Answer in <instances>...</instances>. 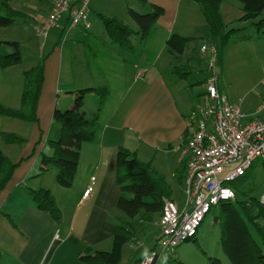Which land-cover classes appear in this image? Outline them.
Here are the masks:
<instances>
[{"label": "crops", "instance_id": "crops-1", "mask_svg": "<svg viewBox=\"0 0 264 264\" xmlns=\"http://www.w3.org/2000/svg\"><path fill=\"white\" fill-rule=\"evenodd\" d=\"M51 1L50 9L54 0ZM147 1L146 5L160 6L165 13L143 43L137 38L134 44L136 55L129 54L128 60L118 59L111 51V48L115 49L106 31L107 37L96 34V66L93 65L96 71L92 72L88 66L85 70L89 69L92 74L96 72L100 84L81 91L107 87L110 96L100 111L96 140L82 148L77 177L71 188L58 184L55 170L40 174L43 154H51L49 145L45 147V143L57 135L54 112L71 108L74 97L78 95L71 96V88L68 87L61 100L56 98L60 83L65 79V84H69L74 75L72 54L68 53L65 58L64 51H57L66 17L62 31L58 32L56 46L55 41L49 43L51 52L45 62V82L38 112L46 117L53 114L51 126L44 146L41 147L43 143L37 145L41 138L33 141L14 161L20 165L0 195V264H85L79 259L81 254L110 251L116 226L122 218L117 210L121 197L117 183L119 149L136 152L141 161L152 163L159 173L158 160L164 163L172 161L176 172L182 166L186 170V158L180 149L193 133L189 127L190 116L198 106H192L187 88L174 76L173 70L189 66L192 71L190 78L204 75L205 62L200 49L210 43V32L199 5L193 0ZM90 30L88 33L91 34ZM75 31V39L80 43L85 30ZM173 35L194 39L182 55L175 54L167 46ZM195 41L199 45L193 48L191 44ZM65 43H61L62 46H67ZM106 48L109 50L104 51ZM140 70L145 74L137 79ZM206 79H203L204 85ZM98 109L97 99L96 113ZM180 183L183 187V182ZM90 186L91 192L85 196ZM40 188L53 193L62 212L60 224L33 202L30 191ZM138 235L140 233L130 244L139 243ZM147 252L137 255L135 251L132 264ZM123 257L122 252V261Z\"/></svg>", "mask_w": 264, "mask_h": 264}, {"label": "trees", "instance_id": "trees-1", "mask_svg": "<svg viewBox=\"0 0 264 264\" xmlns=\"http://www.w3.org/2000/svg\"><path fill=\"white\" fill-rule=\"evenodd\" d=\"M139 1L144 6L148 4L147 0ZM193 1L199 5L205 17L210 32L209 41L216 47L218 64L221 65L223 49L240 29L229 30L225 25L221 12L223 0ZM239 1L243 3L244 13L240 21L252 22L258 31L262 30L264 28V0ZM13 13L16 14V12L9 11L4 16L0 15V27H8L14 23ZM128 13L136 23L137 30L132 29L117 17L101 15V19L111 44L121 47L129 54L136 55L137 50L132 38L139 37V41L143 43L154 25L164 15L165 10L151 4L147 13L143 14L131 8ZM88 32L89 30L82 34L80 42L86 43L90 40L91 34ZM193 40V38L173 35L168 40L167 46L175 54L182 55L188 43ZM46 59L24 72L21 109L13 110L0 105V115L29 122L39 121L38 106L45 82ZM21 62L22 55L18 49L11 53H0V69H8ZM173 74L183 80L188 79L192 71L189 66H179L174 68ZM92 91H95L98 98L97 113L89 114L85 111V97L82 94L75 97L71 108L56 109L54 112L53 120L58 127L57 135L48 141L51 154H43L40 174L55 170L57 182L64 188L74 186L82 148L84 144L96 140L100 127V111L110 96V90L107 87L95 88ZM2 138L5 143L11 145L24 142L12 133H3ZM40 143L41 140L37 145ZM19 165L20 163L12 162L0 149V195L7 188ZM253 170L254 167L238 181L232 183L231 187L236 191L234 201L221 203L213 209L215 210L214 223L218 224L221 230L222 250L230 264H264V203L261 202L263 194L260 195L255 186L244 188L245 184L252 181ZM184 172L182 166L177 172L179 182L184 181ZM117 183L121 188L117 210L123 213L129 222L118 223L116 226L110 251L81 254L79 259L85 264H121L123 248L136 239L138 224L154 223L156 217L162 215L164 200L172 197L165 177L153 167L152 163L141 161L136 152L126 148L119 149L117 154ZM30 195L38 209L48 213L56 223L60 224L62 212L50 190L44 188L31 190ZM191 241H194V238L187 242ZM141 258L137 259L135 264H138ZM211 264H222V262L213 259Z\"/></svg>", "mask_w": 264, "mask_h": 264}, {"label": "rangeland", "instance_id": "rangeland-1", "mask_svg": "<svg viewBox=\"0 0 264 264\" xmlns=\"http://www.w3.org/2000/svg\"><path fill=\"white\" fill-rule=\"evenodd\" d=\"M51 0H0V15H6L9 11L16 12L12 14L14 23L8 27H0V53H11L20 50L22 62L19 65L8 69H0V105L19 110L22 107V95L24 91V72L38 65L43 59L48 58L51 50L48 49L49 43H57L58 32L62 31L64 21L60 23L59 28L54 29L49 38L40 39L36 34L38 21H42L50 12ZM91 9L90 22L92 25L91 38L88 42L78 43L75 39L76 31L68 32L66 28L58 43L57 51H64L65 58L68 53L72 54L71 64L74 69V75L70 78V83H60L56 98L61 100L71 88V96L77 94L85 96V111L92 114L96 113V93L93 91H81L88 86L96 87L98 79L96 78V34L107 37L101 15L106 17H117L128 24L132 29L137 30L136 23L130 18L128 10L134 9L140 13H147L150 5H142L139 0H89ZM223 20L227 28L240 29L234 35L232 41L223 49L222 63L216 69L219 75L218 88L220 92L227 96L233 104L240 105L242 111L247 115H252L264 101V28L260 31L256 29L252 22H241L244 15L243 3L239 0H223L221 5ZM196 25V24H195ZM208 33V31H207ZM202 34V33H200ZM205 36L204 33L202 37ZM138 37H133L134 44ZM204 39V38H203ZM199 42L191 44L193 48L197 47ZM207 43L206 45H211ZM44 45V48L41 46ZM113 45V44H111ZM118 59L128 60L129 53L121 47L113 45ZM65 47L67 50H65ZM109 48L104 49V51ZM131 55V54H130ZM204 75H193L194 78L183 79L182 84L187 88V97L192 106H204L208 103L206 97V85L203 79L208 77L209 70L205 63ZM91 68V71L85 70ZM95 68V69H94ZM97 79V80H96ZM198 81V82H197ZM75 98V97H74ZM112 104V102H111ZM39 108V106H38ZM53 115V114H52ZM52 115H41L38 112V122H29L16 118L0 115V149L14 162L23 150L33 141L42 140L41 147L49 133ZM3 133H12L24 140L22 144H7L2 138ZM48 143H45L47 147ZM155 156V155H153ZM144 162V161H143ZM160 174H162L171 190V199L179 208L186 203V196L183 187L179 182L174 164L159 161ZM164 165L162 168L161 166ZM254 177L251 182L245 184L244 188L251 186L257 188V192L264 193V165L261 161H256L253 165ZM162 168V169H161ZM122 215L119 223L129 222V219ZM215 210H211L200 226L194 241L184 242L176 248L174 254L164 255L157 264H211L213 259L220 260L222 264H230L224 254L221 245V230L218 224L214 223ZM145 227V228H144ZM137 233L139 237L138 244H130L123 248L122 264H132L134 252L137 255L150 251L154 248L158 237L161 234L160 217L152 224H138ZM144 232V234H141ZM256 239L260 242L259 238Z\"/></svg>", "mask_w": 264, "mask_h": 264}, {"label": "built area", "instance_id": "built-area-1", "mask_svg": "<svg viewBox=\"0 0 264 264\" xmlns=\"http://www.w3.org/2000/svg\"><path fill=\"white\" fill-rule=\"evenodd\" d=\"M90 13L89 0H54L49 14L36 26V34L46 40L65 17L64 30L88 31ZM200 55L209 70L208 103L193 109L189 122L193 133L180 149L186 158L183 181L186 203L179 208L173 199L164 200L161 234L138 264H157L164 255L174 254L177 247L197 235L211 210L236 199L232 183L242 178L256 161L264 165V103L253 117L244 113L240 105L230 102L218 88L216 47L205 44ZM144 74L140 70L137 79ZM90 192L91 186L85 196ZM261 202L264 203V193Z\"/></svg>", "mask_w": 264, "mask_h": 264}]
</instances>
